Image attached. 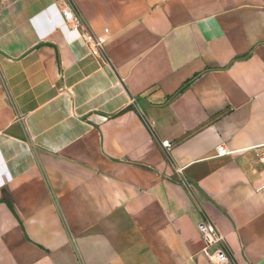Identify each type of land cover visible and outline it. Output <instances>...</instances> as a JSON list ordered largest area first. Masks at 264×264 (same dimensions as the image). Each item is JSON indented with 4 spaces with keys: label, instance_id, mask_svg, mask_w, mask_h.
<instances>
[{
    "label": "crops",
    "instance_id": "1",
    "mask_svg": "<svg viewBox=\"0 0 264 264\" xmlns=\"http://www.w3.org/2000/svg\"><path fill=\"white\" fill-rule=\"evenodd\" d=\"M71 1L0 0V264H264V0Z\"/></svg>",
    "mask_w": 264,
    "mask_h": 264
},
{
    "label": "built area",
    "instance_id": "2",
    "mask_svg": "<svg viewBox=\"0 0 264 264\" xmlns=\"http://www.w3.org/2000/svg\"><path fill=\"white\" fill-rule=\"evenodd\" d=\"M65 3L64 18L71 29L81 33L91 53L96 57H103L105 53L104 38L96 36L82 20L81 15L75 10L71 0H62ZM162 145L166 150H171L173 144L169 140H163ZM251 153L254 161L259 165L260 172H264V143L251 146L242 151L230 150L225 143L216 146V157L234 156L238 153ZM264 184L259 188H263ZM198 229L204 239L205 247L203 255L214 264H228L230 256L226 249V236L210 219L199 222Z\"/></svg>",
    "mask_w": 264,
    "mask_h": 264
}]
</instances>
